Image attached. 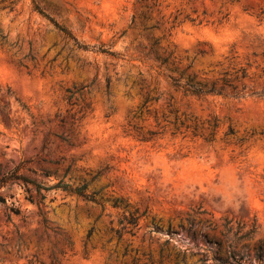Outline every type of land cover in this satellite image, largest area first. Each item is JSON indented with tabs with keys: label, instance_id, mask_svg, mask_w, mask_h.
Here are the masks:
<instances>
[{
	"label": "rangeland",
	"instance_id": "1",
	"mask_svg": "<svg viewBox=\"0 0 264 264\" xmlns=\"http://www.w3.org/2000/svg\"><path fill=\"white\" fill-rule=\"evenodd\" d=\"M261 90L264 0H0V264H264Z\"/></svg>",
	"mask_w": 264,
	"mask_h": 264
},
{
	"label": "trees",
	"instance_id": "2",
	"mask_svg": "<svg viewBox=\"0 0 264 264\" xmlns=\"http://www.w3.org/2000/svg\"><path fill=\"white\" fill-rule=\"evenodd\" d=\"M35 9L41 13L42 15L46 16L48 19H50L52 22H54L57 26L58 23L56 22V20L51 17L50 15H48L39 5L35 4ZM61 29H64L63 27H60ZM75 41V44L77 45L78 48L80 49H83V50H97L99 52H103L107 55H111V56H116L117 53H115L114 51H111L109 48L107 47H104L103 45L99 46L96 48L95 45H89L87 43H82L80 41H78L77 39H74ZM96 48V49H95ZM162 64L163 63H166L170 60V56H166V57H158ZM246 76V73H245V70H242V74L240 77H245ZM194 77H189L188 80L186 81H181L179 79H174L172 77H170L171 81H172V84L176 87V88H180L182 89L185 94H190V95H195V96H203V95H212V94H216V95H221V94H224V87L227 86V87H230L231 88V92L229 93V95H231L232 97H242L244 96L243 93H240L238 92L237 90V86L235 84H233L232 82V79L231 78H228L226 77V75L224 77H222L220 80H213L211 82H205V83H202V82H198V81H195L194 80ZM236 79H238V77L236 76L235 77ZM87 86H82V87H79L77 88L76 86H74L73 88H68L66 91L68 92V95L66 97L67 101H70L76 93H79L82 91V89L86 88ZM244 86H242V90H244ZM250 95H257V96H260V97H264V90H261V91H256V92H252L250 93ZM148 100V98L146 99V101ZM91 103H89L87 106L89 107ZM175 120H178V117H175ZM208 125L210 127H212V129H215L217 127V118L216 117H213L212 119L208 120ZM195 130H197V126L194 127ZM234 132V129L232 126H229V129H228V133H233ZM151 134H154L153 132H151ZM194 134L196 135V133L194 132ZM213 134V132H212ZM16 175L15 174H11L8 179L10 178H22L23 180L25 181H29L28 178L26 177H15ZM5 180H1L0 181V187L2 185V183L4 182ZM63 187L65 189H69V190H72V191H75L77 192L78 194L80 195H83L85 196L86 198L88 199H93L92 195H86L84 194V189L86 187V185H81V186H78L76 187L75 189H71L69 188V185L65 184L63 185ZM0 199H2L0 197ZM128 222L133 225L134 227L137 226V217H134V216H130L128 218ZM126 254V251L124 252V255ZM132 264H138L137 262L135 261H132Z\"/></svg>",
	"mask_w": 264,
	"mask_h": 264
}]
</instances>
